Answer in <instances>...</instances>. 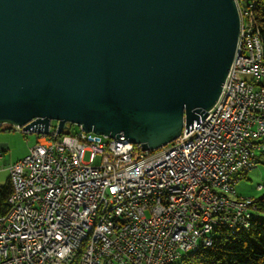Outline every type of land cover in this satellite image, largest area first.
Instances as JSON below:
<instances>
[{
    "label": "built area",
    "instance_id": "built-area-1",
    "mask_svg": "<svg viewBox=\"0 0 264 264\" xmlns=\"http://www.w3.org/2000/svg\"><path fill=\"white\" fill-rule=\"evenodd\" d=\"M258 67L241 24L214 108L157 150L80 128L38 135L7 168L13 193L0 216V264H174L196 237L205 247L216 237L204 236L205 227L241 228L256 204L236 186L264 158ZM3 154L0 148V167ZM91 220H100V231L81 260L71 262Z\"/></svg>",
    "mask_w": 264,
    "mask_h": 264
},
{
    "label": "water",
    "instance_id": "water-1",
    "mask_svg": "<svg viewBox=\"0 0 264 264\" xmlns=\"http://www.w3.org/2000/svg\"><path fill=\"white\" fill-rule=\"evenodd\" d=\"M237 0H0V127L157 150L216 105Z\"/></svg>",
    "mask_w": 264,
    "mask_h": 264
},
{
    "label": "trees",
    "instance_id": "trees-1",
    "mask_svg": "<svg viewBox=\"0 0 264 264\" xmlns=\"http://www.w3.org/2000/svg\"><path fill=\"white\" fill-rule=\"evenodd\" d=\"M238 4L253 14L264 45V0H238ZM74 127L70 126L64 135L75 134ZM2 128L12 129L3 126L0 130ZM12 193L13 187L8 179L4 185H0V216L9 212ZM255 204L256 213L249 231L230 234L226 229H219L212 246H201L197 251L188 253L182 264H264V219L257 214L264 213V196L255 199Z\"/></svg>",
    "mask_w": 264,
    "mask_h": 264
},
{
    "label": "bare ground",
    "instance_id": "bare-ground-1",
    "mask_svg": "<svg viewBox=\"0 0 264 264\" xmlns=\"http://www.w3.org/2000/svg\"><path fill=\"white\" fill-rule=\"evenodd\" d=\"M238 1V0H237ZM239 7L241 24L244 27V32L246 35V43H251V49L253 54L256 56V61L258 64V74L263 83L264 88V45L263 38L260 30L257 28V25L254 20V16L250 10L243 7ZM143 147V146H142ZM217 196H224V188H217ZM253 216H249L246 219H242V227L233 226L228 227L224 225H213L205 227L204 236L217 235L219 229H226L230 234H237L240 231H249L252 225ZM100 231V220H91L90 227H88L86 233H82L76 239V247L71 253V262H78L81 260L83 253L88 248L90 243H93L96 238V233ZM216 241V237H208L207 247H210ZM201 245H204L203 237H196V242L192 246H189L184 253H181L174 257V264H182L183 258L191 252L197 251Z\"/></svg>",
    "mask_w": 264,
    "mask_h": 264
},
{
    "label": "rangeland",
    "instance_id": "rangeland-1",
    "mask_svg": "<svg viewBox=\"0 0 264 264\" xmlns=\"http://www.w3.org/2000/svg\"><path fill=\"white\" fill-rule=\"evenodd\" d=\"M57 126L56 121H52L51 127L54 130ZM3 127V126H2ZM74 132L79 131V127H74ZM38 135L25 134L22 131L12 128L6 130L2 128L0 130V145H6L5 157L9 161H17L25 157L32 146L36 144ZM89 155L87 154L85 160L87 161ZM9 172L6 169V165L2 163L0 167V185H4L9 179ZM262 185L263 189L259 190L258 186ZM238 194L252 199H258L264 196V158L259 159L258 165L249 170L244 179H242L236 186ZM259 217L264 219V213H257Z\"/></svg>",
    "mask_w": 264,
    "mask_h": 264
},
{
    "label": "crops",
    "instance_id": "crops-1",
    "mask_svg": "<svg viewBox=\"0 0 264 264\" xmlns=\"http://www.w3.org/2000/svg\"><path fill=\"white\" fill-rule=\"evenodd\" d=\"M0 148L3 150V164H5L6 165V169L12 164V163H14V161H7L6 160V157H5V151H6V145H0ZM19 160V159H18ZM15 162H16V160H15Z\"/></svg>",
    "mask_w": 264,
    "mask_h": 264
}]
</instances>
